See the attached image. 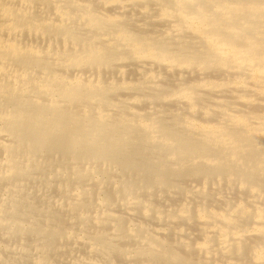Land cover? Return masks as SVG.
I'll return each mask as SVG.
<instances>
[{"label": "bare ground", "instance_id": "1", "mask_svg": "<svg viewBox=\"0 0 264 264\" xmlns=\"http://www.w3.org/2000/svg\"><path fill=\"white\" fill-rule=\"evenodd\" d=\"M0 264H264V0H0Z\"/></svg>", "mask_w": 264, "mask_h": 264}, {"label": "rangeland", "instance_id": "2", "mask_svg": "<svg viewBox=\"0 0 264 264\" xmlns=\"http://www.w3.org/2000/svg\"><path fill=\"white\" fill-rule=\"evenodd\" d=\"M229 196L231 197V199H235V194H229Z\"/></svg>", "mask_w": 264, "mask_h": 264}]
</instances>
